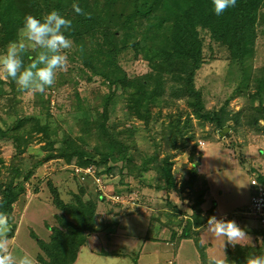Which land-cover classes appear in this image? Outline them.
I'll list each match as a JSON object with an SVG mask.
<instances>
[{
	"label": "trees",
	"instance_id": "1",
	"mask_svg": "<svg viewBox=\"0 0 264 264\" xmlns=\"http://www.w3.org/2000/svg\"><path fill=\"white\" fill-rule=\"evenodd\" d=\"M73 3L90 13V18L76 14L71 7ZM51 10L59 11L73 23V31L68 35L74 47L69 57L78 60L79 79L92 81L99 78L106 91L97 93L93 102L87 104L78 98L76 90L69 92V98L71 96L73 99L67 102V106L68 110L77 113V135L72 136L62 130L60 137L58 132L62 128L59 123L55 121V126H52L49 121L53 115L50 108L51 91L62 88L61 85L66 81L75 82L76 85L78 80L58 74L55 84L47 88L46 93H33V100L39 106L38 116H17L16 110H12V104H9L13 98L6 97L8 111L3 110L1 113L0 107V140L9 141L14 153L6 167L7 173L0 171V201L3 204L0 211H5L9 217V238L16 227L12 220L13 203L23 194L25 183L30 180L36 167L50 158L74 167L91 166L96 175L104 174L106 177L118 168L131 178L132 185L133 181H138V173L146 169L153 170L156 180L154 189L166 195L165 199L171 192L182 191L191 185L195 163H191L187 178L177 188L169 156L157 159L156 154L143 151L137 146L132 129L123 125L117 128L124 121H110L112 110L117 104L123 107L126 119L139 120L148 128L154 115L156 119L161 117V108L175 104L179 98L184 100L186 106L183 110H177L175 115L168 114L166 128H163L159 137V144L165 142L166 148H184L186 142L194 138L191 117L211 124L214 129L220 130L227 126L232 133L247 128L264 136V64H254L257 29L264 25V0H236L235 7L219 16L214 13L211 0H0V51L17 38L25 14L41 17ZM203 30L211 40L227 49L228 58L244 73L242 82L247 98L240 110H231L228 100L220 106L208 108L201 90L195 86L196 73L205 61L200 35ZM81 46L83 52L79 50ZM127 50L132 51L134 59L140 57L145 60V72L133 75L126 72L118 56ZM24 60L26 64L27 58ZM0 85H7L9 91L15 94L17 85L11 79H0ZM156 107L159 110L152 113ZM54 108L58 110L61 105L55 103ZM1 114H7L8 118ZM9 114L14 117L11 119ZM41 115L44 122L39 117ZM63 119V116L58 118L59 121ZM38 133L39 140L44 142L42 147L47 152L42 159H29V165L26 162L23 165L20 155ZM56 143L60 145L56 146ZM83 178V183L68 202L63 201L58 189L48 182L53 195L51 202L58 212L53 215L56 224L50 226L47 241L38 240L41 253L36 256L37 264H73L79 249L91 234L115 223L116 220L110 216L116 215L112 210L109 212L110 218L103 214L98 218L99 206L109 201L105 191L106 195L102 191H94L95 196L88 194L87 199L83 198L88 182L95 184L92 177L83 175ZM256 179L257 184L264 189V177L258 174ZM119 181L125 186L126 192L121 189L114 191L111 187H107V190L123 198L125 193L128 195V180L125 184L121 179ZM250 186L252 194L256 186L251 183ZM127 188L129 191L132 189L131 185ZM205 192L203 189L195 192L188 207L190 217L178 220H174L177 219L176 213L180 214L181 211L185 215L184 211L177 208L175 202L166 199L169 209L174 213H161L168 217L157 220L159 226L155 225L156 231L147 240L173 242L178 246L181 241L192 239L193 246L202 257L204 246L197 238L198 231L212 216L214 209L203 212L201 205ZM159 234L167 238L160 237V240ZM257 235L262 238L264 245L263 227ZM261 247L260 242V245L252 247V252H245L235 246L236 254L233 255L232 250H229L228 260L234 257L233 264H245L248 255H264Z\"/></svg>",
	"mask_w": 264,
	"mask_h": 264
},
{
	"label": "rangeland",
	"instance_id": "2",
	"mask_svg": "<svg viewBox=\"0 0 264 264\" xmlns=\"http://www.w3.org/2000/svg\"><path fill=\"white\" fill-rule=\"evenodd\" d=\"M200 35L203 41L205 61L196 73L195 86L201 90L208 108L220 106L225 100H228V107L231 110H240L246 103L247 98L242 82L244 73L241 72L240 67L235 62L228 58V52L224 46L211 40L205 30L200 31ZM255 48L256 63L254 64L256 66L264 64V25L257 29ZM71 51L68 50L66 53L69 61L67 70L58 74H63L67 78L73 77L78 80V83L75 85V82L69 83L66 81L61 85L62 88L53 89L50 96V108L53 115L49 121L52 122V126H55V121L59 123L62 128L59 129V137L62 135V130H66L72 136L77 135L75 124L77 113L71 111L72 109L68 110L69 107L67 106V102L73 99L71 96L69 98V92L76 90L78 98L87 104L93 102L97 93L106 91L99 78H95L92 81L79 79L77 75L79 63L77 59H70L69 53ZM118 60L129 75L140 74L147 70L145 60L140 57L134 59L131 50L121 53L118 56ZM7 96L13 98L12 103L9 104H12L11 108L16 110L17 116L31 117L39 115V106L34 102L32 92H21L16 88L15 94H12L7 85H0L1 113L3 110L5 112L8 111L5 100ZM55 103L56 105L60 104L61 108L55 109ZM185 106L184 100L179 98L175 104L161 108L162 115L158 119L153 114L155 117L150 121L149 127L145 128L139 120L134 118L126 119L123 107L117 104L112 110L110 121H124L122 124L119 123L117 128L123 125L132 129L136 144L143 151L149 154H156L157 159L168 155L170 162H172L171 171L174 174L177 188L187 178L189 170L192 168L191 163H195V174L191 185L186 186L182 191L171 192L169 197L166 198L167 201L175 202L177 208L184 211L185 215L181 211L180 214L176 213L177 219L174 220L185 216L190 217L189 204H191L195 192L203 189L206 191L204 202L201 205L203 212L214 207L211 215L217 219H223L228 216L230 219L236 220V223L240 222L245 227H249L248 229L243 228L247 234L244 240L241 241L244 246L240 244L235 246H239L241 251L249 252L250 250L252 252V247L260 245L261 242L262 253H264L263 240L257 235L258 230L262 228L259 221L252 216L242 214V212L247 210L249 197L252 192L250 181L256 179L258 174L264 177V136L251 132L247 128H240L232 133H230L231 129L229 127L228 131H220L222 128L220 130L214 129L211 124L200 122L199 119L191 117L194 138L187 140L188 142H186L184 148L179 146L180 141L177 142L179 147L166 148L165 142L159 144V137L163 128H166L169 120L168 114L175 115L177 110H183ZM158 110L157 107L153 108L152 113ZM6 115L1 114L4 118H8V115ZM9 116L11 119L14 117L12 114H9ZM59 116H63L64 119L59 121ZM39 117L44 122L43 115ZM229 124H231V121ZM39 135L40 133L36 135L27 149L21 153L20 157L23 165L25 162L29 165V159H42L43 155L46 154L47 150L42 147L44 142L39 140ZM59 145V143H56V146ZM13 153L14 149L10 142L0 140L1 173H7L6 167L9 166ZM83 175L90 176L82 171H75L74 166L66 165L59 159L50 158L36 167L30 180L25 183L23 194L12 205V220L15 222L16 227L13 236L9 239L14 254L19 255L26 252L32 254L36 259V256L41 253L38 240L47 241L50 226L56 224L53 215L58 210L55 209L51 202L53 195L48 187V182L58 189L62 200L68 202L72 200V194L77 192L78 186L83 183ZM99 176L102 178V182L99 180L98 185L102 189L95 182L93 184L92 181L91 183L87 181L88 188L86 186L87 191L83 198L87 199L88 194L95 196L94 193L96 192L94 191L101 192L104 190L107 195L112 194L113 192H109L107 187H111L114 191L121 189L120 191L126 192L125 186L119 181L120 179L124 184L128 180L126 185H131L132 189L129 191L126 186L128 195L125 193L122 201H119L123 203L117 204L114 202V204L108 198L110 202H103L99 206L100 210L97 211L99 219L100 215L103 214L104 216L108 215L106 218L112 216L111 218L116 221L109 228L91 234L90 238H87L88 241L79 249L77 259L73 264H134L139 257L141 258V254L145 251H153L155 246L151 244L152 240H146L144 243H140L142 247L139 248L136 242L137 239H131V237L135 236L132 233H142L146 230L155 232V225L156 227L159 226L157 220H165L168 217L161 213L174 212L167 205V201L164 198L166 195L154 189L156 180L153 170L146 169L138 173L136 177L138 181H133V185L131 184V178L125 176V171H119L118 168L114 169L108 177L104 174ZM244 208L246 210H243ZM110 211L116 213V215L109 216ZM228 217L226 220H230ZM204 225L206 226H202L199 229L197 237L202 246H205L203 244L207 245L201 260H196L195 258V255L199 256V253L193 246V240L185 239L179 245L178 251L181 252L180 256L182 259H178L177 264H206L209 252L221 253L223 251V238H213L209 239L207 243H203L208 237L207 224L205 223ZM158 231L162 232L161 230ZM123 235L125 237L129 236L126 240H133L134 243H124V245L119 246L124 242ZM149 235L152 236L153 233ZM164 236L166 237V235ZM246 247L251 249H246ZM96 249H98V254L102 250L110 254L117 251L116 253H118L120 259L95 255L96 252L94 250ZM228 249L232 250L233 255L236 254L234 252L235 248L225 241L224 251L226 255ZM90 250H93V253H90ZM176 255L179 257L177 253ZM233 258L230 257L229 264L235 263V258Z\"/></svg>",
	"mask_w": 264,
	"mask_h": 264
},
{
	"label": "clouds",
	"instance_id": "3",
	"mask_svg": "<svg viewBox=\"0 0 264 264\" xmlns=\"http://www.w3.org/2000/svg\"><path fill=\"white\" fill-rule=\"evenodd\" d=\"M216 15L223 14L227 9L235 7L236 0H211ZM74 12L90 18L78 4L71 5ZM73 31V23L57 10H51L37 17L25 14L18 29L17 38L9 42L0 51V79L15 82L17 90L43 94L47 88L55 84L59 72L68 67V50L74 47L69 33ZM83 52V47L79 49ZM27 58L25 64L24 58ZM0 201V207H2ZM11 228L9 217L0 211V264H37L30 253L14 254L8 236ZM209 239L223 238L221 253L209 252L206 264H229L224 251L225 241L233 247L244 246L241 241L247 236L234 220L217 219L210 216L206 227ZM245 264H264V255H248Z\"/></svg>",
	"mask_w": 264,
	"mask_h": 264
},
{
	"label": "crops",
	"instance_id": "4",
	"mask_svg": "<svg viewBox=\"0 0 264 264\" xmlns=\"http://www.w3.org/2000/svg\"><path fill=\"white\" fill-rule=\"evenodd\" d=\"M222 217H224V216H222ZM232 220V219H231ZM234 221H236V220H234ZM206 224H207V222H206ZM239 227H241L242 229L245 227L244 226V224H241L240 222H237L236 223ZM204 227L206 226V225H203ZM202 227V226H201ZM200 227V228H201ZM203 227V228H204ZM202 228V229H203ZM245 228H249V227H245ZM135 231H137L136 229H135ZM134 232V231H133ZM152 233H154V232H152ZM131 234V233H130ZM129 234V235H130ZM133 235H135V236H133V237H131V239H134V238H136L137 239V243H138V245H139V248H141L142 246H141V244L140 243H144L146 240H147V238L150 236L149 234H151V231L150 230H146L145 232L143 231L142 233H132ZM91 236V235H90ZM90 236L88 237V238H90ZM128 237L129 236H126L125 237V235H123V238H124V242H123V244H120L119 246H121V245H124V243L126 244V243H130V242H133V240H130V241H128V240H126V239H128ZM163 238L162 237V234H159V238ZM160 238V240H162ZM164 238H167V237H164ZM167 240V239H166ZM88 241V240H87ZM153 242L151 243L152 245H154L155 247H154V250L153 251H145L143 254H141V258L139 257L138 259H137V261H135L134 262V264H177V262H178V259H182V257L180 256V254H181V252H179L178 251V249H179V245L178 246H175L174 245V243L172 242H168L167 243V241L166 242H155L154 240H152ZM134 243V242H133ZM89 244V243H88ZM111 244V243H110ZM98 245H100L99 243H98ZM158 245V246H157ZM203 245H205L204 246V250H206V248H207V245L206 244H203ZM118 246V247H119ZM117 247V248H118ZM88 249H90V248H88ZM196 250V249H195ZM194 250V251H195ZM230 249H228V251H229ZM95 252H96V254L95 255H98V256H100V257H105V258H109V257H116L117 259H120L119 257V255H118V253H112V254H110L109 252H100L99 254H98V249H96V250H94ZM197 251V250H196ZM228 251H227V253H228ZM90 253H93V250H90L89 251ZM198 252V251H197ZM176 253L179 255V257H177V255H176ZM147 254V255H146ZM95 255H93V256H95ZM145 258H146V260H145ZM195 258H196V260H201V257L200 256H196L195 255ZM77 259V258H76ZM100 260V259H99ZM118 262V261H117ZM140 262V263H139ZM233 264V263H232Z\"/></svg>",
	"mask_w": 264,
	"mask_h": 264
},
{
	"label": "built area",
	"instance_id": "5",
	"mask_svg": "<svg viewBox=\"0 0 264 264\" xmlns=\"http://www.w3.org/2000/svg\"><path fill=\"white\" fill-rule=\"evenodd\" d=\"M74 170L79 172L82 171L86 174H89L93 178L97 186L100 189H102V187L98 185L99 180L102 182V178L99 175L95 174L94 168H92L91 166L84 168L74 167ZM250 182L252 185H255L256 188L255 191L252 194H250L247 210L242 212V214L249 215L257 219L259 221L260 226L264 228V189L259 184H257L255 179H252ZM102 192L104 195H106V193H104V190H102ZM107 196L111 201L113 200L112 202L123 203V202H119L122 201L123 199L119 195L111 194Z\"/></svg>",
	"mask_w": 264,
	"mask_h": 264
},
{
	"label": "water",
	"instance_id": "6",
	"mask_svg": "<svg viewBox=\"0 0 264 264\" xmlns=\"http://www.w3.org/2000/svg\"><path fill=\"white\" fill-rule=\"evenodd\" d=\"M229 130V128L227 127V126H224L223 128H222V130H220V131H228ZM11 231V228H10V230H9V232ZM9 232H8V234H9Z\"/></svg>",
	"mask_w": 264,
	"mask_h": 264
}]
</instances>
